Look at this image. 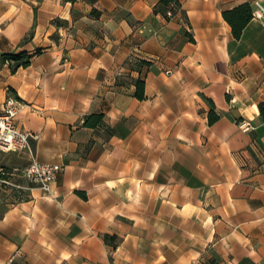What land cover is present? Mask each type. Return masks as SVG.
Listing matches in <instances>:
<instances>
[{"label": "crops", "instance_id": "crops-1", "mask_svg": "<svg viewBox=\"0 0 264 264\" xmlns=\"http://www.w3.org/2000/svg\"><path fill=\"white\" fill-rule=\"evenodd\" d=\"M176 2L0 0V107L38 136L0 152V264H264V0Z\"/></svg>", "mask_w": 264, "mask_h": 264}, {"label": "built area", "instance_id": "built-area-1", "mask_svg": "<svg viewBox=\"0 0 264 264\" xmlns=\"http://www.w3.org/2000/svg\"><path fill=\"white\" fill-rule=\"evenodd\" d=\"M166 16H172L171 11L166 12ZM256 17L264 16V9L259 7L255 13ZM24 106V103L12 96L7 97L0 107V152L4 153H29L32 154L30 145L31 139H37V134L19 128L15 122L16 116ZM239 127L247 131L252 127L248 122L242 121ZM61 166L58 164L44 163L31 156L29 162L21 170V176L32 187H37L42 192L50 194L51 184L56 180ZM16 171V169H14ZM7 172L0 165V183L14 185L5 178Z\"/></svg>", "mask_w": 264, "mask_h": 264}, {"label": "trees", "instance_id": "trees-1", "mask_svg": "<svg viewBox=\"0 0 264 264\" xmlns=\"http://www.w3.org/2000/svg\"><path fill=\"white\" fill-rule=\"evenodd\" d=\"M160 4L167 6L169 4L177 6L176 0H160ZM252 12L250 9V6L247 3L241 4L238 7L230 10L223 12V17L226 20V22L230 25L231 27V32L234 38L238 39L241 35V31L245 24L249 21L251 18ZM39 51V50H37ZM32 55L28 54L25 51L19 52L17 54L13 53H5L2 54L3 60L7 61L10 67V70L12 72L16 71L19 67H27L30 63ZM141 64H147V62H141ZM135 85V91L134 95L138 99H143L144 93V78L143 76H138L137 79L134 81ZM209 122H212L217 118L212 111L210 110L209 114ZM94 118L96 122H100L102 120V115H91L89 118ZM84 124H87V121L84 122ZM82 197L84 195L82 193H79Z\"/></svg>", "mask_w": 264, "mask_h": 264}]
</instances>
